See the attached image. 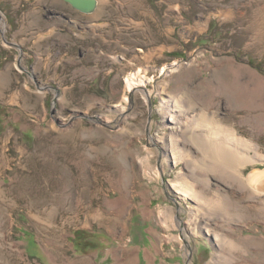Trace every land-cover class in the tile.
I'll use <instances>...</instances> for the list:
<instances>
[{
    "label": "rangeland",
    "instance_id": "obj_1",
    "mask_svg": "<svg viewBox=\"0 0 264 264\" xmlns=\"http://www.w3.org/2000/svg\"><path fill=\"white\" fill-rule=\"evenodd\" d=\"M98 2L0 0V264H264V0Z\"/></svg>",
    "mask_w": 264,
    "mask_h": 264
},
{
    "label": "bare ground",
    "instance_id": "obj_2",
    "mask_svg": "<svg viewBox=\"0 0 264 264\" xmlns=\"http://www.w3.org/2000/svg\"><path fill=\"white\" fill-rule=\"evenodd\" d=\"M99 3V2H98ZM137 73H135V74H130L129 75V77H127V88H128V90H130L132 87H134V86H136L138 83H140V78L142 77V76H137V77H135L134 75H136ZM125 98L127 99V97L125 96ZM174 105V104H173ZM169 106V105H168ZM175 107H179V105H178V102H177V100H175V105H174ZM168 117H169V120H176V119H178V115H176L175 114V112H174V109H168ZM205 125V124H204ZM207 126H208V124H207ZM209 129V128H208ZM228 134V133H227ZM234 136H236L235 134H234ZM234 136H232L231 134L230 135H228L225 139H229V141H231V140H233L232 138H235ZM225 137V136H224ZM224 137H220V138H224ZM226 141V140H225ZM237 141V140H236ZM239 141V140H238ZM222 143H223V141H222ZM221 143V147H222V149L224 148V149H226V150H223V151H231L232 149H229V148H227V147H224V145ZM237 153V152H236ZM227 154H229V152H227ZM178 155V154H177ZM236 155V154H235ZM238 159H242V158H238ZM240 163V162H239ZM235 164V163H234ZM249 180H248V182H249V185H254V187H256V188H258V189H260V190H262V191H264V172L262 171H256V172H254L249 178H248ZM183 189H184V187H183Z\"/></svg>",
    "mask_w": 264,
    "mask_h": 264
},
{
    "label": "water",
    "instance_id": "obj_3",
    "mask_svg": "<svg viewBox=\"0 0 264 264\" xmlns=\"http://www.w3.org/2000/svg\"><path fill=\"white\" fill-rule=\"evenodd\" d=\"M64 1L69 3V5L73 6L75 9L84 13L94 12L98 5V0H64ZM0 14H1V10H0ZM1 17L2 15H0V18ZM52 87H54L57 90L55 86L52 85ZM189 258H191V254L189 255Z\"/></svg>",
    "mask_w": 264,
    "mask_h": 264
},
{
    "label": "crops",
    "instance_id": "obj_4",
    "mask_svg": "<svg viewBox=\"0 0 264 264\" xmlns=\"http://www.w3.org/2000/svg\"><path fill=\"white\" fill-rule=\"evenodd\" d=\"M213 124H215V122H213V123L211 124V126H213L214 128H219L220 130H222V131L225 132V127H224V126H221V124H218V123H216V125H213ZM227 131H229V130H227ZM229 132H230V131H229Z\"/></svg>",
    "mask_w": 264,
    "mask_h": 264
}]
</instances>
